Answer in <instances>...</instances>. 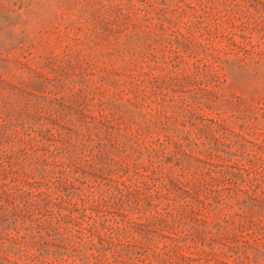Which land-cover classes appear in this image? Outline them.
<instances>
[{
    "label": "rangeland",
    "instance_id": "1",
    "mask_svg": "<svg viewBox=\"0 0 264 264\" xmlns=\"http://www.w3.org/2000/svg\"><path fill=\"white\" fill-rule=\"evenodd\" d=\"M0 264H264V0H0Z\"/></svg>",
    "mask_w": 264,
    "mask_h": 264
}]
</instances>
